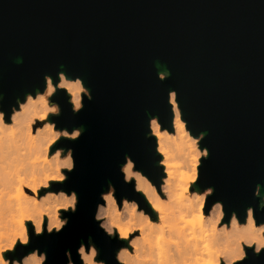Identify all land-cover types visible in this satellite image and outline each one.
I'll use <instances>...</instances> for the list:
<instances>
[{"label": "water", "instance_id": "water-1", "mask_svg": "<svg viewBox=\"0 0 264 264\" xmlns=\"http://www.w3.org/2000/svg\"><path fill=\"white\" fill-rule=\"evenodd\" d=\"M169 71L165 80L158 72ZM63 71L81 77L92 93L79 113L65 90L51 98L61 107L51 116L58 128L82 127L77 140L61 138L72 148L75 170L65 183L75 190L78 209L59 234L31 237L20 256L39 248L47 264H67L70 249L91 236L100 259L116 264L121 241L110 239L94 220L99 194L111 182L117 198H144L124 189L120 165L129 155L136 167L159 185L163 175L155 138H145L148 121L158 116L171 130L170 90L178 93L183 119L193 135L206 133L201 147L209 157L203 168L208 198L236 211L246 209L264 221L255 186L264 198V0H0V105L5 112L28 92L43 91L45 74L58 82ZM30 233L32 226L27 222ZM242 264H264V251Z\"/></svg>", "mask_w": 264, "mask_h": 264}, {"label": "clouds", "instance_id": "clouds-1", "mask_svg": "<svg viewBox=\"0 0 264 264\" xmlns=\"http://www.w3.org/2000/svg\"><path fill=\"white\" fill-rule=\"evenodd\" d=\"M170 72H158L165 80ZM43 91L28 92L5 112L0 105V264H47L48 253L33 248L23 255H12L27 247L34 234H59L78 209L75 190H51L65 183L75 170L72 148L58 147L61 138L77 140L84 128L69 131L58 128L51 116H59L61 107L51 98L65 90L72 111L84 108V99L92 93L81 77L69 78L63 71L58 82L45 74ZM2 99V97H0ZM171 130L163 127L158 116L150 117L145 138H155L157 167L163 175L159 185L136 167L129 155L120 165L125 184L144 198L147 209L137 199L117 198L116 187L109 182L99 194L94 220L110 239L121 241L115 253L116 264H242L248 250L254 256L264 251V221L257 222L256 209H246L243 222L236 211L229 214L220 200L211 205L208 198L214 187H198L199 169L210 155L201 147L206 133L193 135L183 119L178 93L170 90ZM43 193V194H42ZM259 208L264 210L261 185L255 186ZM155 214L156 219L152 216ZM26 222H30L32 232ZM76 254L81 264H107L93 238L81 241ZM67 264H75L70 249L65 250Z\"/></svg>", "mask_w": 264, "mask_h": 264}, {"label": "rangeland", "instance_id": "rangeland-1", "mask_svg": "<svg viewBox=\"0 0 264 264\" xmlns=\"http://www.w3.org/2000/svg\"><path fill=\"white\" fill-rule=\"evenodd\" d=\"M203 164H204V159H203V161H202V165H201V167H200V169H199V180H198V187H199V189L202 191L204 188H203V180H205L207 177H208V174H209V171H208V169H204L203 168ZM123 188L124 189H127L128 188V184H125V185H123ZM43 194V193H42ZM78 264V263H77Z\"/></svg>", "mask_w": 264, "mask_h": 264}, {"label": "bare ground", "instance_id": "bare-ground-1", "mask_svg": "<svg viewBox=\"0 0 264 264\" xmlns=\"http://www.w3.org/2000/svg\"><path fill=\"white\" fill-rule=\"evenodd\" d=\"M162 172H163V171H162ZM56 188H57V185L53 184L51 190H54V191H55ZM145 208L147 209V206H145ZM152 218H153V219H156L155 214H153ZM26 223H27V222H26ZM28 227H29V226H28ZM21 249H22V248H18L17 251H20Z\"/></svg>", "mask_w": 264, "mask_h": 264}]
</instances>
